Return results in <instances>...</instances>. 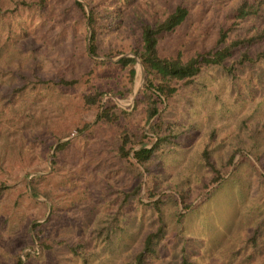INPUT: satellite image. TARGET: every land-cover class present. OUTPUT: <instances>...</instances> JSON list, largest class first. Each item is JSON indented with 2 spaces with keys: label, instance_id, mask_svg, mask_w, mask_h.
Here are the masks:
<instances>
[{
  "label": "rangeland",
  "instance_id": "obj_1",
  "mask_svg": "<svg viewBox=\"0 0 264 264\" xmlns=\"http://www.w3.org/2000/svg\"><path fill=\"white\" fill-rule=\"evenodd\" d=\"M80 1L99 15L96 55L87 51L90 26L72 0H46L40 10L5 0L0 181L7 187L0 194V264H14L16 255L21 264H132L158 214L162 232L143 264H178L183 257L191 264H264L263 60L235 64L233 76L219 65H206L191 83L179 85L161 112L173 135L138 165L140 177L114 150L120 129L147 132L144 105L134 102L143 83L141 68L134 62L129 81L126 68L115 62L139 48V24L184 3V20L157 39L160 54L180 59L213 46L220 29L224 42L258 33L232 49L225 60L229 64L242 50L254 54L264 48V0L258 1L255 14L243 17H235L234 8L254 0ZM110 50L120 53L105 55ZM87 54L108 63L95 64ZM85 73L88 78L73 87L15 89L24 82L22 74ZM93 86L127 113L107 123L96 121L95 109H80V93ZM125 87L130 90L124 95L115 94ZM82 122L87 125L76 131ZM60 139L69 142L51 162L52 146ZM204 146L223 174L206 188L212 171L201 157ZM139 180V194L121 204L122 192ZM146 182L154 198H161L159 211L151 203L154 198L145 195ZM36 222L42 223L49 247L35 239ZM26 252L30 257L25 258Z\"/></svg>",
  "mask_w": 264,
  "mask_h": 264
},
{
  "label": "trees",
  "instance_id": "obj_2",
  "mask_svg": "<svg viewBox=\"0 0 264 264\" xmlns=\"http://www.w3.org/2000/svg\"><path fill=\"white\" fill-rule=\"evenodd\" d=\"M258 1L254 0L251 2L241 1L233 10V15L235 17H243L248 14H255L258 10ZM5 0H0V23L2 26L1 16L7 9ZM17 4L22 7L30 8L32 5L40 10L43 8L46 0H17ZM72 3L76 11L82 16L86 17L87 23L90 26V35L88 38V50L92 54H97V44H96V23L99 17L98 13L94 11L93 8H89L86 14L84 5L78 0H72ZM187 15V7L184 3H176L172 9L167 11L161 18L153 19L150 21H142L139 28V39L140 46L138 49L134 50L135 55L138 57L144 68V81L141 87L137 90L134 97V102H142L144 105V119L148 123L147 133L141 130L138 134L133 131L123 128L120 129L115 138L114 150L116 155L122 162L131 167L132 171L137 177L141 176V171L138 165H144L154 154L155 149L160 146V143L169 141V136L173 135L167 133L169 130L168 126H164L161 119V112L163 109L164 100L172 96L179 85H187L193 81L194 75L206 65H219L221 68L233 76V69L235 64H244L254 62L256 60L264 61V48L258 49L254 54H250L247 50H242L239 55L232 59L229 64H226L225 60L228 58L232 49L250 43L256 37L258 33L248 36L235 37L230 39L228 42H224V31L220 29L219 35L217 36L214 45L197 50L188 56L186 59H180L179 57L172 55H162L158 52L157 39L158 36L164 32L172 30L175 26L180 24ZM120 53L119 50H110L105 53V55L113 56ZM89 59H92L95 64H105L108 60L105 59H93L88 54L86 55ZM115 62L126 68L128 80L131 81L134 76V62L133 56H120ZM88 73L83 75L74 76H39L34 75L33 77L27 78L25 74L21 77L24 79L20 86H16L15 89L21 88L23 86L33 87H59L68 88L73 87L83 79L88 78ZM89 80V79H88ZM130 89L125 87L119 89L115 92L118 95H124ZM103 90L98 87H91L86 91H82L79 96L78 106L82 110L95 109L96 121L101 122H114L119 119L121 114H126L127 112L119 108L110 97H103ZM87 125V122H82L81 125L76 127V131H80ZM164 130V131H163ZM170 134V135H169ZM69 140H62L56 143L54 146V154L51 157V162L54 160L55 152L61 150L66 146ZM139 145L137 148H134ZM244 156L248 161L250 160L245 154H240V157ZM201 157L204 164L212 171V176L210 177L207 184L203 188L213 184L214 182L220 180L223 174L215 167L213 162L210 160L208 155V150L204 146L201 150ZM233 156L228 157V162L231 163ZM239 159L234 162L233 167ZM145 170H147L145 168ZM7 187V184L0 181V194ZM31 189L36 191L34 184H31ZM141 181H137L128 191L122 192L121 204L125 203L132 197H136L140 192ZM145 195L149 198H154L156 193L151 187L145 183ZM181 197V196H180ZM160 197H155L152 200V205L156 211H159L158 204L160 202ZM182 199V198H181ZM184 206H187L184 203ZM41 222H36L32 225L33 234L35 239L44 247H49L44 241L43 229L41 227ZM162 225L160 221L159 214L157 215V224L154 229L145 233L142 239L141 247L135 252L133 256L132 264H143L145 257L154 250V243L157 238L161 235ZM70 248L74 249V247ZM25 258L30 257V253H25ZM22 260L19 255L15 256L14 264H21ZM178 264H191L186 258H181Z\"/></svg>",
  "mask_w": 264,
  "mask_h": 264
},
{
  "label": "water",
  "instance_id": "obj_3",
  "mask_svg": "<svg viewBox=\"0 0 264 264\" xmlns=\"http://www.w3.org/2000/svg\"><path fill=\"white\" fill-rule=\"evenodd\" d=\"M78 1H80V0H78ZM80 2H81V1H80ZM85 12H86V14L88 13V11H87L86 8H85ZM89 35H90V29H89V27H88L87 40H88V38H89ZM87 51H88V53H89L90 55H93V54H92L91 52H89V50H88V41H87ZM128 55H129V56H133L134 59H135V62L140 66V68H141V80H142V82H143V81H144V68H143L141 62L139 61L138 57L135 55V53L121 54V55L117 56L115 59H117V58L120 57V56H128ZM133 91L135 92V89H134ZM103 98H104V97H103ZM62 140H65V139H60V140H58L57 142L62 141ZM57 142L54 143V145L52 146V148H54V146L56 145ZM138 146H139V145H136L134 148H137Z\"/></svg>",
  "mask_w": 264,
  "mask_h": 264
}]
</instances>
